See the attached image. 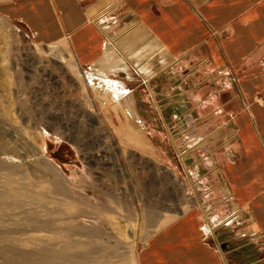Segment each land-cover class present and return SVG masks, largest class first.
<instances>
[{
    "label": "rangeland",
    "instance_id": "rangeland-1",
    "mask_svg": "<svg viewBox=\"0 0 264 264\" xmlns=\"http://www.w3.org/2000/svg\"><path fill=\"white\" fill-rule=\"evenodd\" d=\"M123 30L110 34L118 48L131 46ZM35 32L0 6V264H138L163 222L210 200L209 107L151 117L138 88L135 103L120 80L80 67L67 40Z\"/></svg>",
    "mask_w": 264,
    "mask_h": 264
},
{
    "label": "crops",
    "instance_id": "crops-1",
    "mask_svg": "<svg viewBox=\"0 0 264 264\" xmlns=\"http://www.w3.org/2000/svg\"><path fill=\"white\" fill-rule=\"evenodd\" d=\"M0 6L37 37L67 40L80 67L120 80L135 103L138 88L151 117L173 122L188 115L178 111L186 102L208 105L204 147L214 168L200 181L214 183L202 194L210 200L163 222L138 264H264V0H0ZM116 30L131 31L122 42L130 47L114 46ZM143 126L158 145L157 127Z\"/></svg>",
    "mask_w": 264,
    "mask_h": 264
},
{
    "label": "bare ground",
    "instance_id": "bare-ground-1",
    "mask_svg": "<svg viewBox=\"0 0 264 264\" xmlns=\"http://www.w3.org/2000/svg\"><path fill=\"white\" fill-rule=\"evenodd\" d=\"M64 259V258H63Z\"/></svg>",
    "mask_w": 264,
    "mask_h": 264
}]
</instances>
